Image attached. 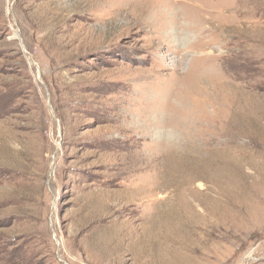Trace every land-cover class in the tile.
<instances>
[{"label": "rangeland", "instance_id": "rangeland-1", "mask_svg": "<svg viewBox=\"0 0 264 264\" xmlns=\"http://www.w3.org/2000/svg\"><path fill=\"white\" fill-rule=\"evenodd\" d=\"M183 1L0 0V264H264V0Z\"/></svg>", "mask_w": 264, "mask_h": 264}, {"label": "bare ground", "instance_id": "bare-ground-1", "mask_svg": "<svg viewBox=\"0 0 264 264\" xmlns=\"http://www.w3.org/2000/svg\"><path fill=\"white\" fill-rule=\"evenodd\" d=\"M183 2H186V5H189L190 4V2H188V0H184ZM192 2V1H191ZM162 3V2H161ZM164 5V4H163ZM174 5H176V4H174ZM184 5V4H183ZM180 6V5H179ZM185 6V5H184ZM191 6V5H190ZM173 7V6H172ZM171 6H170V8L168 7V10L171 12V8H172ZM186 7V6H185ZM185 7H182L181 6V8H182V10H183V12H188V8L186 9ZM168 12V11H167ZM170 12H168L167 14L169 15V16H171L172 14L170 13ZM158 14H161V12H158ZM178 14V13H177ZM184 15V14H183ZM151 17V16H150ZM182 29V28H181ZM186 29H184V27H183V29L182 30H180L179 32L181 33V32H183V31H185Z\"/></svg>", "mask_w": 264, "mask_h": 264}]
</instances>
